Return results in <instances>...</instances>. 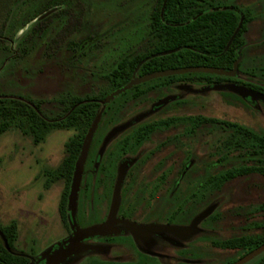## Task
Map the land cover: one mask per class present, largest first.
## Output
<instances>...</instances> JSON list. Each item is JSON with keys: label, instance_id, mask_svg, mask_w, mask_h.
<instances>
[{"label": "rangeland", "instance_id": "obj_1", "mask_svg": "<svg viewBox=\"0 0 264 264\" xmlns=\"http://www.w3.org/2000/svg\"><path fill=\"white\" fill-rule=\"evenodd\" d=\"M156 1L0 0V96H14L35 103L42 101V109L50 113L58 110L56 101L63 97L97 93L103 89L102 76L122 57L141 50L148 43ZM218 1L252 12L255 20L245 36L248 46L244 68L264 69V0ZM224 75L264 86V78L259 74L258 78L250 79L237 70ZM161 100L166 101L165 106L155 111L154 105ZM190 117L238 124L264 135V99L244 98L229 86L210 87L203 82L186 81L130 102L108 117L110 133L100 149L97 169L100 171L96 172L99 176L92 178L94 197L92 201L87 200L85 206L86 224L78 200L94 129L77 168L66 222L59 211L65 182H53L51 173L61 166L66 144L77 132L55 129L43 142L36 144L20 130L10 129L0 136V232L16 226L15 249L27 255L31 264H71L77 259L74 263L81 264L89 255L88 240L104 237L108 232V224L98 223L103 219L107 223L116 221L121 205L135 203L137 192L141 190L139 183L150 185L152 178L170 167L173 161L168 162L169 151L160 149L167 138L185 133L175 140L174 162L177 164L185 155L186 163L192 162L193 173L188 172L191 176L186 177V197L192 190V183L204 175L216 176L233 167L255 164L246 160L244 151L225 148V144L234 139L231 128L207 124L191 134V125L186 123L153 138L138 158L124 161L117 172L116 186L112 188L104 175L116 173L114 166L108 165L109 160L118 158L114 155L126 137L147 124ZM263 182L257 176L233 181L218 190L219 202L214 206L264 204V188L249 189L253 183ZM110 195H113L111 205ZM214 211L213 207L203 212L195 221L206 220ZM118 255L119 252L113 250L111 259Z\"/></svg>", "mask_w": 264, "mask_h": 264}, {"label": "trees", "instance_id": "obj_2", "mask_svg": "<svg viewBox=\"0 0 264 264\" xmlns=\"http://www.w3.org/2000/svg\"><path fill=\"white\" fill-rule=\"evenodd\" d=\"M254 20L251 11L244 12L237 6H228L218 0H157L151 14L148 43L141 50L122 57L100 78L103 89L85 97H63L56 101L58 110L50 113L42 109L44 105L42 101L35 103L14 96H0V136L16 128L39 144L55 129H74L77 132L66 144V155L61 166L51 173L53 182L60 180L65 182L59 211L66 222L77 163L100 114L90 148L98 131L107 124L108 117L117 114L128 103L146 97L164 83L186 80L203 82L209 86L238 84L264 95L262 83L252 81L246 83L236 77L216 73H188L139 83L104 105L113 93L128 86L134 78H144L165 71L207 68L233 72L236 69L249 79L258 78V74L264 78V69L244 68L247 62L245 51L248 46L245 36ZM242 57L244 59L241 60ZM179 121L181 124L183 118L150 124L141 131L135 142L141 145L152 137L157 127L178 124ZM186 123L191 125L189 131L191 134L207 124H221L231 128L234 139L228 141L225 148L229 151H244L246 160L255 163L251 166L233 167L216 176L208 175L204 182L202 180L193 182L190 189L216 191L243 178L257 176L264 180V135L238 124L215 119L190 117L186 118ZM90 148L84 173L88 171L91 162ZM207 168H210V164ZM193 170L190 169L189 172L193 173ZM85 181L86 177L83 178V182ZM262 187L264 188V182L253 183L249 189ZM210 199L212 197L209 195L205 197L192 195L186 205L191 207L208 205ZM16 231V226L11 225L0 232V264H31V259L27 255L15 249Z\"/></svg>", "mask_w": 264, "mask_h": 264}, {"label": "flooded vegetation", "instance_id": "obj_3", "mask_svg": "<svg viewBox=\"0 0 264 264\" xmlns=\"http://www.w3.org/2000/svg\"><path fill=\"white\" fill-rule=\"evenodd\" d=\"M182 82H186V80L164 83L162 87H158L151 93L159 92ZM231 85L244 87L238 84L213 86ZM244 88L248 89L247 87ZM238 98L241 97L238 96ZM241 100L251 102L250 99L241 98ZM164 102L161 100L155 104V111L164 107L165 104H162ZM173 119L175 118L164 121ZM181 122V124L179 121L178 124L157 127L152 137L141 145H138L135 140L139 138L141 131L150 124L139 127L126 137L117 148V154L114 155L118 158L109 160L108 165L114 166L116 173L111 175L105 173L106 175H104V178L107 177L110 184L112 183V188L116 186L117 172L124 161L138 158L143 147L150 144L156 136H163L173 129H179L182 125H186V118H183ZM107 129V124H105L94 138L93 146L90 148L89 169L83 175V178L86 177V181L83 182L82 178L83 189L80 188L78 208L82 212L85 224L87 218L85 206L87 200L92 201L94 197L91 182L93 177L99 176L96 175V172L100 171H97L100 149L106 135L110 133V130ZM184 134L167 138L160 145V149L169 151L168 162L173 161L167 169L168 172L164 171L160 175H156L150 180V185L140 182L141 190L137 192L138 196L135 198V203L121 205L116 221L107 223L103 219L102 222L98 223L108 224V232L104 237L88 240L89 255L81 264H238L264 246V204L231 207L214 206L219 202L218 190H190L186 197V177L191 176L187 173L192 168V162H187L188 166L186 167V155L177 164L174 162L175 140L177 141L178 137L179 139L184 137ZM205 179L206 175L199 180L204 182ZM133 182L135 183L136 180ZM190 195L202 197L209 195L214 199H211L212 201L210 200L208 205L191 207L186 205ZM112 196L108 197L109 205H111ZM123 198L124 195L122 194ZM213 207L215 211L207 216L206 220L195 221L200 214ZM90 219L91 215L89 221ZM77 225L84 228L81 224ZM100 249L102 251H99ZM113 250L119 252L115 259H111ZM99 256H102L103 260ZM74 262H78V259L73 260L71 264H75ZM245 264H264V252Z\"/></svg>", "mask_w": 264, "mask_h": 264}, {"label": "water", "instance_id": "obj_4", "mask_svg": "<svg viewBox=\"0 0 264 264\" xmlns=\"http://www.w3.org/2000/svg\"><path fill=\"white\" fill-rule=\"evenodd\" d=\"M236 71V69L233 72H226V71H218V70H212V69H207V68H187V69H179V70H171V71H165V72H160V73H155L152 75H149L147 77L144 78H134L131 83L126 86L125 88L113 93L104 103V105H106L107 103L111 102L116 96L126 92L127 90L131 89L133 86L139 84V83H143L146 81H150L153 79H157V78H162V77H167V76H173V75H180V74H188V73H216V74H220V75H224V73H234ZM227 76H231V75H227ZM233 91H235L236 93L240 94L242 97L244 98H248L251 97L253 100L257 99L258 97L261 99H264L263 95L257 94L255 92L249 91L246 88H243L241 86H237V85H231L229 86ZM166 101L162 104H165ZM100 117L101 114L99 115L97 121L94 123L93 128L91 129V131L94 129V131L96 130L98 123L100 121ZM90 131V133H91ZM90 133L88 135V138L90 136ZM87 138V141H88ZM87 142L85 144V147L83 149V153L82 156L80 158V160L77 163V167H76V171H75V175H74V180H73V184H72V188L75 184V180H76V172H77V168L78 165L80 163V161L83 159L84 157V152L85 149L87 148ZM72 190V189H71ZM262 252H264V246L259 248L258 250L254 251L252 254H250L248 257H246L244 260H242L240 263L238 264H245L246 262H248L249 260H251L252 258L256 257L257 255L261 254Z\"/></svg>", "mask_w": 264, "mask_h": 264}]
</instances>
